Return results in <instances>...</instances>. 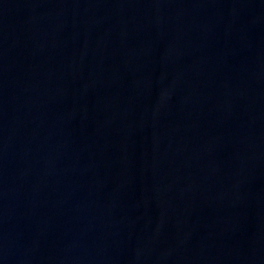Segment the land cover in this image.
Listing matches in <instances>:
<instances>
[{
	"label": "water",
	"instance_id": "95a60500",
	"mask_svg": "<svg viewBox=\"0 0 264 264\" xmlns=\"http://www.w3.org/2000/svg\"><path fill=\"white\" fill-rule=\"evenodd\" d=\"M0 264H264V0H0Z\"/></svg>",
	"mask_w": 264,
	"mask_h": 264
}]
</instances>
